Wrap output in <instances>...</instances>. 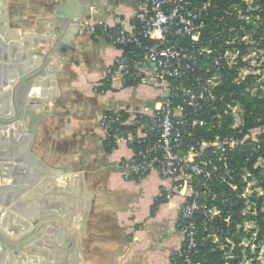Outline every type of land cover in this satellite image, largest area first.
<instances>
[{"label": "built area", "instance_id": "2783aa9c", "mask_svg": "<svg viewBox=\"0 0 264 264\" xmlns=\"http://www.w3.org/2000/svg\"><path fill=\"white\" fill-rule=\"evenodd\" d=\"M254 10V0H146L132 28L81 23L122 51L96 92L131 82L159 90L153 106L123 107L100 123L109 145L132 149L126 177L156 172L184 196L170 264L262 263L264 123L249 125L244 104L264 96L245 25Z\"/></svg>", "mask_w": 264, "mask_h": 264}, {"label": "crops", "instance_id": "0c3cea01", "mask_svg": "<svg viewBox=\"0 0 264 264\" xmlns=\"http://www.w3.org/2000/svg\"><path fill=\"white\" fill-rule=\"evenodd\" d=\"M98 1L87 19L132 28L135 13L146 0ZM59 6H67V0H0V70L10 59L21 60L29 49L34 58L47 56L46 68L53 71L49 85L45 78L37 86L46 95L40 97L43 104L34 107L40 117L29 147L23 144L24 135H30L29 119L15 142L12 129L0 131V195L9 203L2 206L25 219L19 209L32 203L28 197L41 203L42 213L44 203H49L51 226L64 229L60 234L44 231L38 236L30 247L45 243L30 255L35 260L29 264H71L75 249V264H170L172 252L182 243L177 221L184 196L174 193L173 182L156 172L142 179L126 177L123 163L132 149L126 142L115 148L109 145L100 123L106 113L154 102L159 90L131 82L96 92L95 84L122 51L88 29H63L54 21ZM32 63L36 64L35 59ZM147 67L155 70L151 63ZM12 88L6 86L3 91ZM26 91L23 86L16 91L20 108ZM29 96L31 101L36 99L32 92ZM10 105L14 106L13 101ZM24 146L31 155L21 150L10 159L12 147ZM45 170L61 172L52 175ZM34 175L41 176L27 191L10 199L14 196L10 190ZM14 203L20 207L12 208ZM35 212L38 215L39 210ZM0 235L6 242L28 236L15 238L1 230ZM20 264L28 263L21 260Z\"/></svg>", "mask_w": 264, "mask_h": 264}, {"label": "water", "instance_id": "95a60500", "mask_svg": "<svg viewBox=\"0 0 264 264\" xmlns=\"http://www.w3.org/2000/svg\"><path fill=\"white\" fill-rule=\"evenodd\" d=\"M4 1L6 2L8 0ZM99 4L100 2L98 0H67V6H59L57 8L54 21L59 23L63 29L68 28L81 31L82 21L86 17L92 16V8L99 6ZM65 39H68V35ZM57 45L58 42H56L55 49H57ZM23 55L24 56L21 60L10 59L9 63L5 64L3 69L0 70V131L6 130V128L12 129L16 134V139H13L15 142L17 141L19 135L23 133V122H26L29 119L27 122L30 135H24L25 137L23 140V144L26 147H29L33 141V136L36 135L35 125L40 117V114H37L34 111V107L41 106L43 101L40 97H44L46 95V91L41 90L37 86L43 85L45 78H47L45 81H48L49 85L53 78L51 77L53 71L46 68L45 64L47 62V56L45 58H34L33 56H35V54L29 49L28 51H25ZM33 59H35L36 64L32 63ZM11 85L13 87L12 90L9 89L6 92L3 91L4 87ZM22 86L27 88V91L23 94L22 107L20 108L16 91ZM30 92L36 96V99L33 98V101H31L32 99H29ZM11 101L14 103L13 107L10 105ZM148 104L153 106L154 102L152 101ZM1 136L2 133L0 132V138ZM25 146L23 149L19 147H12L10 150V159L13 160V154H17L21 150H23L26 154L31 155V152L28 149L26 150ZM45 172H50V174L55 175L60 173L61 170H45ZM40 176L34 175L32 179L28 178L24 181V185L22 184V186H19L16 189H11L10 192H12L14 196L10 199L18 197L21 190L27 191L28 186L34 185ZM72 176L74 177V175ZM46 178L47 181L53 180L51 179L52 177ZM66 179H70V177H66ZM25 183H27V185H25ZM32 194L34 195V192H32L31 195ZM55 198L61 197L56 196ZM28 199L32 203H25L24 208L22 207L19 209V212L25 217V219H21L20 215H16L15 213H12L9 208H4L2 206V204H7L9 206V203H6V200L2 197V195H0V217L2 219H6L5 222H2L0 218V230L12 235L15 238H19L22 234V236H24V234H28V236L24 237L21 241L12 242L11 245L10 243L4 241L0 235V264H20L21 260H24V262H27L28 264L32 263L35 259L30 255L37 253V247L45 243V241L35 242L36 244L30 247V244H32L38 236H40L44 231L56 234L64 232V229L62 228L51 226V222L48 217H50L53 212L48 210L50 209L49 203H44V213H42L41 203H36V201L30 197H28ZM18 206L20 207L18 203H14L11 207L18 209ZM35 209L39 210L38 215H36ZM12 223L15 225L14 227ZM12 229H16L17 232L12 231ZM47 240L49 239L46 238V241ZM46 244L50 246V243L46 242ZM71 244L74 245V243ZM39 250H41V248H39ZM26 253L29 254L27 258H25ZM76 255L77 251L75 249L72 255L71 264L76 263L78 259ZM47 264L50 263L48 262Z\"/></svg>", "mask_w": 264, "mask_h": 264}, {"label": "trees", "instance_id": "16d2710c", "mask_svg": "<svg viewBox=\"0 0 264 264\" xmlns=\"http://www.w3.org/2000/svg\"><path fill=\"white\" fill-rule=\"evenodd\" d=\"M220 5L223 7L228 5L229 3H237L240 0H218ZM254 6L256 10H254L253 14L254 17L248 22L246 25L248 31H253L254 28L258 30L255 32L253 38L257 39L260 36L264 35V0H254ZM259 16V18H256ZM241 23V22H240ZM244 104L247 108V119L249 125L253 124L255 119H260L262 123H264V96L263 97H253L252 95L248 94L246 96V100ZM160 199L156 201L159 203ZM237 264V263H233Z\"/></svg>", "mask_w": 264, "mask_h": 264}, {"label": "rangeland", "instance_id": "374dc122", "mask_svg": "<svg viewBox=\"0 0 264 264\" xmlns=\"http://www.w3.org/2000/svg\"><path fill=\"white\" fill-rule=\"evenodd\" d=\"M245 30L247 31L246 28ZM257 30H258L257 28H254L253 31H250V32L247 31L249 33V38H250L252 47L256 49V51L255 52L252 51V54L250 55V65H252L251 66L253 68L252 71H256V73H259L255 75H260L261 80H260L259 85L264 87V35L260 36L257 39L253 38ZM259 59H261V61H259ZM257 231H258V228H257ZM257 231H256V234H257ZM261 255H262L261 264H263L264 263V247L261 251Z\"/></svg>", "mask_w": 264, "mask_h": 264}, {"label": "flooded vegetation", "instance_id": "af4514ba", "mask_svg": "<svg viewBox=\"0 0 264 264\" xmlns=\"http://www.w3.org/2000/svg\"><path fill=\"white\" fill-rule=\"evenodd\" d=\"M8 243H10V245L12 244V242H8Z\"/></svg>", "mask_w": 264, "mask_h": 264}]
</instances>
